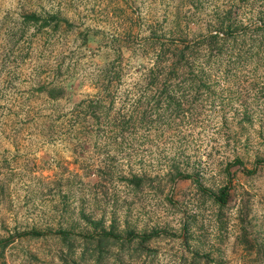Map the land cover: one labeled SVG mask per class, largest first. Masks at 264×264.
<instances>
[{"label":"rangeland","instance_id":"obj_1","mask_svg":"<svg viewBox=\"0 0 264 264\" xmlns=\"http://www.w3.org/2000/svg\"><path fill=\"white\" fill-rule=\"evenodd\" d=\"M216 32L228 38L213 54L207 44L200 49L199 90L148 91L131 83L135 69L116 85L111 117L140 111V126L124 137L105 126L111 119L77 130L69 118L74 103L105 94L110 63L115 71L152 63L145 37ZM61 86L67 92L55 99L43 90ZM236 158L258 167H228ZM172 163L212 191L229 184L228 204L220 207L191 179L172 181ZM132 173L150 178L134 186L126 180ZM99 220L123 236L170 234L99 245L80 235ZM32 228L77 234L16 236ZM5 240L0 264H264V0H0Z\"/></svg>","mask_w":264,"mask_h":264},{"label":"trees","instance_id":"obj_2","mask_svg":"<svg viewBox=\"0 0 264 264\" xmlns=\"http://www.w3.org/2000/svg\"><path fill=\"white\" fill-rule=\"evenodd\" d=\"M30 18L38 19L36 15H31ZM227 38L228 33L222 34L221 32L209 33L200 39L193 40L180 37L166 38L158 34L145 37L143 42L144 48L147 49L152 47L156 52L155 57L152 59V63H137L136 65L126 63L125 66L123 63H120L119 70L116 71L113 69L114 67L111 66L114 63H110V66L105 69V79L103 81V90L105 94L90 98L86 97L74 103L68 116L70 119L74 118V121L77 122V130H94L93 128L102 126L104 118L111 119V121L105 123V126L109 128L110 131L112 130L111 134L115 138L124 137L130 129L140 126V120L135 117V115H137V117L140 116L138 108L130 112V117L124 115L122 111L115 112L116 117L114 115L111 117L117 99L116 96H114L115 87L119 82L124 84L129 82L128 75H126L128 72L135 73L132 69L137 70L136 74H138V77H133L135 78L134 80L131 78V83L139 88H145L148 91L160 90V92L165 95L169 92L183 90L179 88L181 84L191 86L189 90H199L201 85L205 84L202 78L199 79L204 68V57L200 55V49L207 44L213 54L216 50L215 46H217L221 40ZM183 78H185V80ZM43 90H45L47 96L52 99L64 96L67 92V89L63 86L59 87V93H56V88L47 89L45 87ZM145 102L143 115L147 116L152 112V107L150 106L149 98H146ZM169 102L172 105L174 103L176 104V102L178 105H181L180 100L175 102L174 99L171 98ZM236 165H240L243 171L250 173L254 172L258 167V164H256L253 169H247V167H244V163L240 158H236L234 161L230 162L228 167ZM169 175L172 181L177 179H191L198 185L199 189L203 191L204 194L211 196L220 207H225L229 202L231 191V186L229 184L222 187L219 192L212 191L202 184L198 176L189 172H184L179 163H172ZM148 178L150 177H148L146 173H132L131 177H126V180L134 186H140ZM168 199L172 200L171 197H168ZM93 223L95 224V231L85 235L80 233V235L84 236L89 242L97 240L99 245L109 240H124L128 243L139 241L140 244L144 245L153 238L170 234L168 231L162 229H153L151 232L144 233H137L135 230L129 229L126 231V235L123 236L115 231L114 225H112L110 229H107L102 220L94 221ZM76 234L77 233H72L68 229L44 231L32 228L19 232L16 236L39 237L44 235H59L67 239ZM8 241L9 240L1 241L0 244L7 243Z\"/></svg>","mask_w":264,"mask_h":264}]
</instances>
